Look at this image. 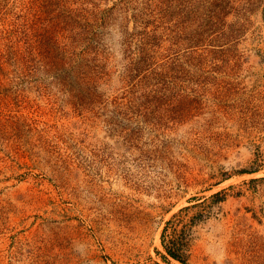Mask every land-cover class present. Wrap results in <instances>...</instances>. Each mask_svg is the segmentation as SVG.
<instances>
[{"label":"rangeland","instance_id":"1","mask_svg":"<svg viewBox=\"0 0 264 264\" xmlns=\"http://www.w3.org/2000/svg\"><path fill=\"white\" fill-rule=\"evenodd\" d=\"M180 230L264 264V0H0V264H182Z\"/></svg>","mask_w":264,"mask_h":264},{"label":"trees","instance_id":"2","mask_svg":"<svg viewBox=\"0 0 264 264\" xmlns=\"http://www.w3.org/2000/svg\"><path fill=\"white\" fill-rule=\"evenodd\" d=\"M215 195H219V192L216 193ZM219 200L221 201L223 200V198ZM184 235H185L184 231L180 230L178 233L176 232L174 236L168 239L167 242H164V239L162 238V245L164 247L166 255L180 261L182 264H187L185 259L183 258ZM165 257L166 256H164V258Z\"/></svg>","mask_w":264,"mask_h":264}]
</instances>
